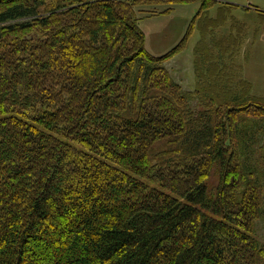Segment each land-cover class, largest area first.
Returning <instances> with one entry per match:
<instances>
[{"label":"trees","instance_id":"trees-1","mask_svg":"<svg viewBox=\"0 0 264 264\" xmlns=\"http://www.w3.org/2000/svg\"><path fill=\"white\" fill-rule=\"evenodd\" d=\"M143 2L0 0V264H264V99L194 112Z\"/></svg>","mask_w":264,"mask_h":264},{"label":"rangeland","instance_id":"rangeland-1","mask_svg":"<svg viewBox=\"0 0 264 264\" xmlns=\"http://www.w3.org/2000/svg\"><path fill=\"white\" fill-rule=\"evenodd\" d=\"M143 1L137 11L150 54L166 55L188 34L181 51L163 64L189 93L194 112L212 104L208 91H223L227 101L244 93L264 99V0ZM250 137L248 163L264 172V124ZM253 233L264 247V216Z\"/></svg>","mask_w":264,"mask_h":264}]
</instances>
